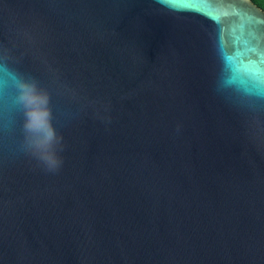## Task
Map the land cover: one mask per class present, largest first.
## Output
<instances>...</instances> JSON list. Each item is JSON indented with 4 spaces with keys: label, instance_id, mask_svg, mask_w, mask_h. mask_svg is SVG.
<instances>
[{
    "label": "water",
    "instance_id": "water-1",
    "mask_svg": "<svg viewBox=\"0 0 264 264\" xmlns=\"http://www.w3.org/2000/svg\"><path fill=\"white\" fill-rule=\"evenodd\" d=\"M262 63L251 0H0L61 138L50 171L0 79V264H264Z\"/></svg>",
    "mask_w": 264,
    "mask_h": 264
},
{
    "label": "clouds",
    "instance_id": "clouds-1",
    "mask_svg": "<svg viewBox=\"0 0 264 264\" xmlns=\"http://www.w3.org/2000/svg\"><path fill=\"white\" fill-rule=\"evenodd\" d=\"M163 2V0H158ZM15 103L23 114L26 150L39 159L50 171L56 170L61 161L56 155L60 144L52 125L50 96L31 78L15 76Z\"/></svg>",
    "mask_w": 264,
    "mask_h": 264
},
{
    "label": "snow or ice",
    "instance_id": "snow-or-ice-1",
    "mask_svg": "<svg viewBox=\"0 0 264 264\" xmlns=\"http://www.w3.org/2000/svg\"><path fill=\"white\" fill-rule=\"evenodd\" d=\"M189 2H193V3H198V2H202V0H189ZM256 23H258L255 20H247L246 22H242L241 24V28L243 29L245 26L251 28L252 26H254ZM251 43V41L249 40H244V48L242 49V51L244 53H248L252 51V48L249 46ZM0 79H3V81L5 82V84L7 83H11L14 86L15 83V75L8 71L4 65H0ZM260 79L262 81V87H264V63L261 64V69H260ZM3 98L0 97V102H2Z\"/></svg>",
    "mask_w": 264,
    "mask_h": 264
},
{
    "label": "trees",
    "instance_id": "trees-1",
    "mask_svg": "<svg viewBox=\"0 0 264 264\" xmlns=\"http://www.w3.org/2000/svg\"><path fill=\"white\" fill-rule=\"evenodd\" d=\"M251 2L264 12V0H251Z\"/></svg>",
    "mask_w": 264,
    "mask_h": 264
}]
</instances>
